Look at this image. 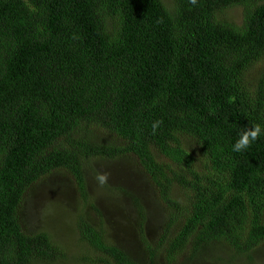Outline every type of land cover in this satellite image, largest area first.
Segmentation results:
<instances>
[{
    "label": "trees",
    "instance_id": "trees-1",
    "mask_svg": "<svg viewBox=\"0 0 264 264\" xmlns=\"http://www.w3.org/2000/svg\"><path fill=\"white\" fill-rule=\"evenodd\" d=\"M263 64L264 0H0V264L67 259L23 215L28 190L57 171L74 176L85 207L75 225L96 257L81 260H252L264 247V135L232 147L264 126ZM104 132L114 143L97 140ZM126 156L168 210L156 244L147 205L118 189L137 209L145 256L111 240L119 213L109 218L89 193L86 166Z\"/></svg>",
    "mask_w": 264,
    "mask_h": 264
},
{
    "label": "rangeland",
    "instance_id": "rangeland-1",
    "mask_svg": "<svg viewBox=\"0 0 264 264\" xmlns=\"http://www.w3.org/2000/svg\"><path fill=\"white\" fill-rule=\"evenodd\" d=\"M241 12L242 10L240 9H234L230 12V17L240 22L242 21ZM260 69H264V64ZM102 134V137L97 139L99 142H104V144L114 143L112 135L109 136L106 132ZM195 152L199 156L197 148H195ZM92 165L93 167L89 169L88 167ZM198 165L199 168L203 167L202 163ZM86 167L88 168L87 180L90 184L89 193L95 199L94 202H91L93 204L97 202L98 205H96L99 210H106V215L109 213V218H112L118 212L119 215L115 216L112 219L113 221L115 218L122 220L115 226L109 223L108 233L111 240L118 245L127 246L135 255L141 256L144 254L145 256V251L137 235L140 224L137 209L132 205L130 198L125 202L124 198L126 199L127 195L118 191V189L122 188L126 189L128 193H134L147 205L149 211L147 233L153 240H156L161 233L167 219L164 217L168 215V210L159 201L160 196L156 195L152 184L140 169L138 161L133 156H126L117 161H93L92 164ZM116 171L126 176L125 181L117 177ZM100 177H103V181H101ZM81 199V195L77 192L75 186L74 176L66 171H57L49 174L31 187L26 194L27 203L25 202L24 204L26 209H23V215L30 219L31 225L27 230L33 232L48 229L53 234L54 239L68 252L67 259H62L52 264H94L80 259L85 254L93 257L92 260L96 257L95 251L81 240L76 229L75 223L79 219L81 210L85 208L81 203ZM88 212L90 218L96 224L103 226L100 216L91 205H89ZM116 227L120 229L126 227L128 230L127 235L121 234L117 236L116 233H113ZM157 241L158 239L156 244ZM217 251L222 253L219 250ZM217 251L213 253V256L218 257ZM228 251L229 249L223 250L226 253ZM253 257L252 260L244 264H264V247ZM220 258L223 257H218L219 263L223 260L220 261ZM246 259L242 257L240 260L245 261ZM215 263L216 260L209 258L207 263L204 264Z\"/></svg>",
    "mask_w": 264,
    "mask_h": 264
},
{
    "label": "clouds",
    "instance_id": "clouds-1",
    "mask_svg": "<svg viewBox=\"0 0 264 264\" xmlns=\"http://www.w3.org/2000/svg\"><path fill=\"white\" fill-rule=\"evenodd\" d=\"M192 3L195 4L196 0H192ZM157 126L158 123L153 124L154 132ZM261 135H264V126L256 124L253 128H244L239 133V138L233 145L232 150L237 153L245 151L249 147V145ZM100 179L101 181H103V177H100Z\"/></svg>",
    "mask_w": 264,
    "mask_h": 264
}]
</instances>
